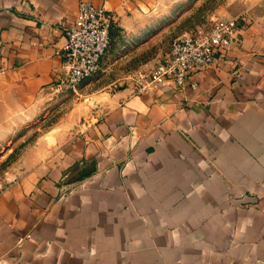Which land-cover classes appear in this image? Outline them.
Here are the masks:
<instances>
[{
    "label": "crops",
    "instance_id": "0c3cea01",
    "mask_svg": "<svg viewBox=\"0 0 264 264\" xmlns=\"http://www.w3.org/2000/svg\"><path fill=\"white\" fill-rule=\"evenodd\" d=\"M79 1L0 0V132L58 92ZM89 1L116 14L104 85L0 188V264H264V7L182 87L137 92L129 73L170 44L122 46L117 32L161 0Z\"/></svg>",
    "mask_w": 264,
    "mask_h": 264
},
{
    "label": "rangeland",
    "instance_id": "374dc122",
    "mask_svg": "<svg viewBox=\"0 0 264 264\" xmlns=\"http://www.w3.org/2000/svg\"><path fill=\"white\" fill-rule=\"evenodd\" d=\"M263 7L264 0H161L149 14L136 20L139 25L136 31L117 33L121 34L122 46H147V51H153L169 46L179 33L196 25L210 24L216 18H240L249 11L258 13ZM102 76L94 74L86 78L76 91L57 89L56 95L39 100L25 117L15 116L12 130L0 132V188L44 155L45 146L61 131L67 127L71 130L73 110L93 103L92 91L102 90ZM82 120L83 117L79 122Z\"/></svg>",
    "mask_w": 264,
    "mask_h": 264
},
{
    "label": "built area",
    "instance_id": "2783aa9c",
    "mask_svg": "<svg viewBox=\"0 0 264 264\" xmlns=\"http://www.w3.org/2000/svg\"><path fill=\"white\" fill-rule=\"evenodd\" d=\"M116 14L80 0L78 14L64 30V41L56 49L62 57L61 72L55 88L76 90L87 77L100 69V60L110 44V30ZM237 26V17L216 18L208 26H196L179 33L169 51L154 65L134 68L129 73L132 89L137 92L170 84L184 85L187 75L215 62L218 49H227Z\"/></svg>",
    "mask_w": 264,
    "mask_h": 264
},
{
    "label": "water",
    "instance_id": "95a60500",
    "mask_svg": "<svg viewBox=\"0 0 264 264\" xmlns=\"http://www.w3.org/2000/svg\"><path fill=\"white\" fill-rule=\"evenodd\" d=\"M93 169H94V161L91 163L90 166H87L86 168H83L82 170H80V172L77 175V178L80 177V176H82V175H84V174L89 173Z\"/></svg>",
    "mask_w": 264,
    "mask_h": 264
}]
</instances>
